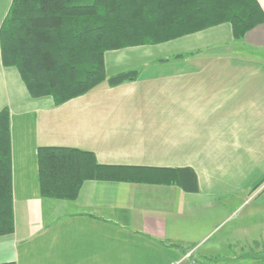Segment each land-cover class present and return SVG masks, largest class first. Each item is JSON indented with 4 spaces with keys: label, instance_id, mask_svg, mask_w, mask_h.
Wrapping results in <instances>:
<instances>
[{
    "label": "crops",
    "instance_id": "obj_1",
    "mask_svg": "<svg viewBox=\"0 0 264 264\" xmlns=\"http://www.w3.org/2000/svg\"><path fill=\"white\" fill-rule=\"evenodd\" d=\"M12 2L0 0V29ZM105 65L108 76L137 69L139 77L58 105L30 95L18 68L4 66L0 42L15 223L0 236V263L181 264L197 254L205 264H262L255 215L264 213V23L242 40L227 22L110 50ZM41 146L91 151L101 164L148 175L87 180L75 200L43 196ZM186 167L196 191L174 174Z\"/></svg>",
    "mask_w": 264,
    "mask_h": 264
},
{
    "label": "trees",
    "instance_id": "obj_2",
    "mask_svg": "<svg viewBox=\"0 0 264 264\" xmlns=\"http://www.w3.org/2000/svg\"><path fill=\"white\" fill-rule=\"evenodd\" d=\"M227 22L242 40L264 23V11L258 0H13L0 29L2 60L18 68L32 97L52 96L59 105L104 82L114 87L138 79L137 69L108 76L107 51L160 44ZM38 162L42 195L57 199L75 200L87 180L148 175L136 166L101 164L93 152L73 147L41 146ZM157 170L149 174L154 181ZM174 174L184 189L198 190L192 168ZM14 229L10 115L2 110L0 236Z\"/></svg>",
    "mask_w": 264,
    "mask_h": 264
},
{
    "label": "rangeland",
    "instance_id": "obj_3",
    "mask_svg": "<svg viewBox=\"0 0 264 264\" xmlns=\"http://www.w3.org/2000/svg\"><path fill=\"white\" fill-rule=\"evenodd\" d=\"M139 46H141V45H139ZM132 47H134V46H132ZM143 81V80H142ZM143 89H144V82H142L141 83V85H139L138 86V88H137V90H142V92H143ZM255 218H257L258 219V221H260V223H259V231H258V237H257V240H259V248H260V250H262L263 251V249H264V244H262L263 243V241H264V213H257L256 215H255ZM250 236H251V233L249 234ZM243 236H245V234L243 235ZM261 236V237H260ZM249 238V237H248ZM252 240V239H251ZM246 248L245 249H247V250H251V249H255V248H257V246H254L253 244L252 245H247V246H245ZM198 254H200V253H198ZM200 256V255H199ZM257 256V255H256ZM264 254H260V255H258L257 257H260V262L262 263V264H264ZM254 257V256H253ZM181 264H205V261H203V260H201V258H199L198 256H197V254L196 255H194V257H192V258H190V259H188V260H186V261H184L183 263H181Z\"/></svg>",
    "mask_w": 264,
    "mask_h": 264
}]
</instances>
